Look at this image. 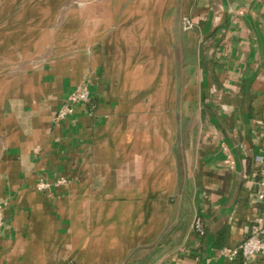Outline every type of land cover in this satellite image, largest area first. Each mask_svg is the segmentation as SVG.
Returning a JSON list of instances; mask_svg holds the SVG:
<instances>
[{
  "label": "crops",
  "instance_id": "0c3cea01",
  "mask_svg": "<svg viewBox=\"0 0 264 264\" xmlns=\"http://www.w3.org/2000/svg\"><path fill=\"white\" fill-rule=\"evenodd\" d=\"M256 155L264 0H0V264H228Z\"/></svg>",
  "mask_w": 264,
  "mask_h": 264
},
{
  "label": "built area",
  "instance_id": "2783aa9c",
  "mask_svg": "<svg viewBox=\"0 0 264 264\" xmlns=\"http://www.w3.org/2000/svg\"><path fill=\"white\" fill-rule=\"evenodd\" d=\"M182 29L189 30L193 24L188 16L182 17ZM89 89L86 82L78 84L63 99L59 109L55 113L53 120L59 122L73 112L74 106L77 104H88ZM258 168V179L256 181V198L262 206H264V168H259V164L263 162L262 155L254 157ZM232 166L233 161H230ZM64 179H58L57 183H64ZM49 187V183L39 181L35 188L39 191ZM3 227V203L0 201V232ZM192 230L199 236L203 234V225L200 217L195 216L191 223ZM218 254L224 257L228 264H256L253 262L256 256L264 255V220L259 219L252 224L247 235H245L236 245L231 247H222L218 250Z\"/></svg>",
  "mask_w": 264,
  "mask_h": 264
},
{
  "label": "trees",
  "instance_id": "16d2710c",
  "mask_svg": "<svg viewBox=\"0 0 264 264\" xmlns=\"http://www.w3.org/2000/svg\"><path fill=\"white\" fill-rule=\"evenodd\" d=\"M161 264H166V263H161Z\"/></svg>",
  "mask_w": 264,
  "mask_h": 264
}]
</instances>
